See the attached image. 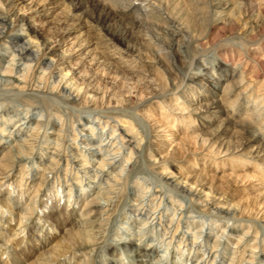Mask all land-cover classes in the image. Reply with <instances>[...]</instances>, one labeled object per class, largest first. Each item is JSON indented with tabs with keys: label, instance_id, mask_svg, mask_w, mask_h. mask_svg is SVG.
I'll return each mask as SVG.
<instances>
[{
	"label": "rangeland",
	"instance_id": "374dc122",
	"mask_svg": "<svg viewBox=\"0 0 264 264\" xmlns=\"http://www.w3.org/2000/svg\"><path fill=\"white\" fill-rule=\"evenodd\" d=\"M1 1L6 11L10 10L15 15L16 28L23 30L32 26V36L37 43L53 44L58 63L67 59V64L72 67L70 77L75 82L88 88L87 91H96L99 96L104 93L100 98L88 101L65 98L50 84L49 87L46 85L41 69L33 75L27 69L16 74L24 81L29 79L25 88L15 83L4 90L0 86V115L9 111L15 115L14 121L18 125L26 122V118L29 122L33 119L31 124L23 126L26 137L21 141L33 139L36 141L35 152H45L43 156L48 159L51 152L62 157L58 161L59 174L56 167L55 172L45 173L43 165L39 174L32 176L34 172L29 167L25 169L20 165L9 180L2 172L3 163L0 164V227L3 228L0 229L9 235L18 232L9 245L12 247L24 240L32 247L16 245V248L19 252L24 251L26 258L34 260L41 248L37 235L48 233L54 244L60 240L62 225H66L61 219H56L58 223L53 219L51 213L56 203L57 211L65 215L74 214L73 223L80 216H86L88 208L85 202L90 194L85 195V191L89 187L88 191L92 193L94 187L98 189L99 183L96 181L97 184L90 187L88 177L80 182L75 178L77 173L80 177L83 175L81 164L90 167L89 163L95 160L82 150L86 148L81 141L85 134L96 139L95 146L99 147V154L104 159L116 157V167L112 172L115 171L113 175L119 173L118 182L109 185L106 181L103 185L104 190L112 192L106 194L115 205L106 214L90 216L94 221L80 228L85 236L78 239H86L87 248L68 254L61 264H84L87 256L94 258V264H132L128 257V253L133 251L132 243L147 248L155 246L151 264L157 259L160 261L156 264H196L201 256L196 251L199 244H208V247L216 244L223 257L227 258L226 264L230 261L234 264H247L249 261L264 264V224H261L262 216L257 215V206L264 199V157L251 156L252 147L244 145L248 136L242 130L238 131L239 128L231 130L229 136L232 138L228 144L233 149L241 148L236 152L238 155L219 153L216 144L213 153L207 154L199 139L189 140L203 132V120L187 116L183 111L189 107L188 102L204 101L211 92L225 89L230 74H234L235 81L240 82V90L233 92L223 106L227 111L233 110L231 116L239 122L249 120L246 112L254 115L257 123L252 124L257 127V134L263 133L264 136V0L248 1L249 8H246H252L251 16L243 19L240 27L224 28L211 17L205 29L196 25L193 34H180L174 40L173 48L163 42V33L173 30L153 19L156 11L151 7V0ZM207 1L212 5L215 3V0ZM103 6L111 7L115 13H124L123 18L115 14L105 15L101 11ZM124 18L132 19L127 21ZM250 24L254 30L250 29ZM122 34L126 43L118 37ZM144 41L150 46L147 47ZM126 44L135 47L126 55L131 56L128 59L136 57L144 61L134 64L136 67L132 71H144L143 79L152 77L153 82H144L136 72L124 77L122 73L116 74L109 69L107 63L116 55L113 58L107 46L125 49ZM3 59L9 61L10 57ZM8 66L7 62H0L2 71H9ZM120 69L123 70L122 67ZM222 70L223 73L227 70L229 78L222 76ZM190 75L200 77L197 85L191 83ZM193 99L195 101H191ZM237 99L238 102L234 103ZM206 115L211 118L210 113ZM221 120L216 118L212 128ZM126 124L134 128L133 134L143 139L140 153L133 154L129 161L125 160L129 151L125 149L126 145H122L117 129ZM0 139L7 145L13 141L12 137L1 135ZM181 139H185L189 150H186L185 158L176 160L169 156L168 151ZM173 140L169 148L168 144ZM47 147L48 150H44ZM189 151L193 154L188 155ZM2 154L0 151V160ZM194 163L198 164L197 171L203 174L213 190L229 197L230 205L241 201L242 209L250 210L245 214L221 215L205 204L192 201L188 195L168 188L156 175L167 169L184 176L192 171L194 167L188 166ZM239 176L247 177V180ZM33 177L36 179L31 182ZM106 199H102V203ZM155 217H161V225L152 222ZM4 221L9 226L4 225ZM232 227H238L239 231H230ZM193 242L198 245L192 247ZM15 252L14 249L12 253L8 252L9 255L6 252L0 256L1 262L14 264ZM26 258L19 262L24 263Z\"/></svg>",
	"mask_w": 264,
	"mask_h": 264
},
{
	"label": "bare ground",
	"instance_id": "6f19581e",
	"mask_svg": "<svg viewBox=\"0 0 264 264\" xmlns=\"http://www.w3.org/2000/svg\"><path fill=\"white\" fill-rule=\"evenodd\" d=\"M151 1H153L151 3V7H152L153 11H156L153 14V16H154L153 19H156L158 22L168 25V27H171L173 30L170 33L168 31L163 33L164 34L163 42L165 41L168 44L169 48L174 47V44H176L174 40L178 36H180V34H182V33L186 34L187 32L191 34L193 31L196 32L195 31V29H197V28H195L196 25H200L202 27V29L203 28L205 29V27H207L206 24L211 19V17H214L213 20L215 23H217L218 25H223L224 28H226V27H228L230 29L238 28V27H240L239 24H242L243 19L251 16V9H252V8L248 9L249 8V5H248L249 0H215V3L213 5H212V2L209 3L207 0H151ZM93 4L95 5V2ZM73 5H75V4H73ZM95 6L97 7V5H95ZM100 6H102V5L100 4ZM247 6H248V8H246ZM81 7H83V5ZM92 7H93V5H92ZM7 8H8V6H7ZM110 8H106V6H103L101 11L103 10L102 12L105 15H108L109 17L115 14L116 17H122L123 18L124 13H121L120 11L119 12L117 11L115 13L114 12L115 10H110ZM72 10H74V9L72 8ZM9 11H6V9L2 5V1L0 0V49H1L0 62L1 63L7 62L9 65L8 66L9 71L0 70V86H2L3 90L5 87L9 86V84L12 85L14 83L16 84V86H19L20 88H25V86H27L29 83L28 82L29 79L24 81V79L17 77L16 74H20L21 72L25 71V69H27L28 71H31L29 74L32 73V75H33V73H35L41 69V73L43 74L42 78L45 79L46 85L49 87V84H50L52 86V89H54L55 91L60 92L62 94L60 96H63L65 98H71V99L73 98L75 100H79L80 98H84L86 101L97 99V98H100L101 96H103L104 93L99 96L96 91H92V89L87 91L86 89H88V88L85 89V88H83L81 83L78 84L77 82H75L73 77L72 78L70 77L72 67H70L69 64H67V61H66L67 59L65 60V62L58 63L59 59L55 58V56H54L56 49L53 46V44H51V43H43V44L37 43L33 39V36H32V34L34 33L32 26H30L29 28H24L23 30L22 29L19 30L20 28L18 29V26L16 28L15 15L11 14ZM73 13H74V11L72 12V15H73ZM74 16H76V15L74 14L72 17H74ZM124 19L127 21L128 20L131 21L132 18H130V19L124 18ZM133 20H134V18H133ZM262 22H263V20H262ZM124 24H122V25H124ZM250 25H249V28H250ZM125 26H127V24ZM129 27L130 26L128 25L127 28H129ZM174 27H175V31H174ZM193 28H195V29H193ZM250 29L254 30V26L251 25ZM134 36H136V35H134ZM118 37L120 38L121 41H124V43H126L125 42L126 37L124 34H122ZM192 39H193V37H192ZM145 41H147V40H145ZM190 41H192V40H190ZM95 44H96V42H95ZM109 45L112 47V44H109ZM156 45H158V44H155V46ZM108 46H107V48H110L109 50L111 52L112 57L114 55L118 56V57L115 56V58L113 57L114 59H112L111 62L107 63L109 69H111L112 72H115L116 74L122 73L124 75V77L129 76V73L134 74L136 72L137 74H140V77H142V78H140V77L139 78L143 79V75L145 76L144 71H142V70L141 71H135V69L132 71V69L134 67H136L134 64H137V63L140 64L141 62H144V61H142V59L136 58V57L132 58V59H128L131 56H126L127 54H130V52L132 53L134 51V49H135L134 46H132V45L130 46V45L126 44L127 49L126 48L124 49L122 47L121 48L118 47V48L113 49V48L108 47ZM146 46L149 47L150 45L148 46L146 43ZM153 48H154V46H153ZM125 50L127 51V53H125L126 52ZM148 51H149V49H148ZM5 56L10 57L9 61H4L3 58ZM102 62L103 63L106 62V58ZM120 67H122L123 70L120 69ZM222 74H223L222 76L226 77V78L229 76L227 70H224V73L222 70ZM198 78H200L198 75L197 76L196 75H190V77H189L191 83H193L194 85H197V83L199 82V81H197ZM93 80L95 81V78ZM143 80H144V82L146 81L149 84V83L153 82L154 79L152 77H150V78L146 77ZM229 80L230 81L228 82V84L226 83L228 85L226 87L227 89L225 88L221 91L219 90L216 92H211L209 94L210 97L204 98L203 99L204 101L198 100L197 103L188 102L189 107L184 109L183 111H185V113L188 114L187 116H190V117L192 116V117H196L197 119L199 118V119L203 120L202 125H203V129H204L203 132L199 133L197 137L195 136L194 138H190L189 140L190 141H192V140L198 141V139H199L201 141V147L204 148L203 149L204 151L208 152L207 154L213 153L214 145L216 144L217 147L219 148V153H225L227 155H230V154H237L238 155V153H236V152L240 151L241 148L237 147V148L233 149L231 147H228V144L230 142V139L232 138L231 137L232 135L229 136V134L232 132L231 130L234 128H239L238 131L242 130L244 132V134L246 136H248L244 145L246 144V145L252 147L251 148L252 150L249 152V153H251V156H253L254 158L264 157V136H263V133H261V135L260 134L258 135L257 131H256L257 127H255L254 124H252L254 122L257 123L255 121L256 120L255 116L250 115L246 112V116L248 117L249 120L247 122H245L246 120H242L239 122L237 120H234L235 117L231 116L233 110L229 109L227 111V109H225V107L223 106V104L225 102L229 101V99H230L229 96L233 92L240 90L239 89L240 88V82L235 81V75L234 74H230ZM97 83L99 84V81H97ZM157 84L158 83H156V85ZM39 87H38V89H39ZM0 90H1V88H0ZM205 95H208V94H205ZM205 95H203V96L205 97ZM196 98H197V96H196ZM191 101H195V99H193ZM237 102H238V99L234 103H237ZM206 113H210L211 118H210V116H207ZM14 116L15 115L10 114L9 111L6 113V115H4V113H1V115H0V117H1L0 135L2 137H7V138L12 137V139H13V137L14 138L16 137L15 139H13L12 143H10L11 145L10 144L7 145L6 142L3 143L2 142L3 140L0 139V151L3 153L2 154L3 156L0 160L1 161L0 164L3 163L2 166H4V168H3V171H2V169H1V171L5 175V178L8 180L11 179L10 177L14 175V173L18 169L17 167L20 165H24L25 169H27V167H29L30 171L32 170L34 172V173H32V176H36L37 174H39V172L41 171L40 167L43 165L44 166L42 168L45 171V173L51 174V173L55 172L54 167H56V169L58 170L57 173L59 174L60 173V169H59L60 164H58V161L62 160L61 155H59V153L57 155V153L55 154V153L51 152V158L48 159L47 157L43 156V154L45 152H40V151H39V153L35 152L34 149L36 147L35 146L36 141H34L33 139L27 140V138L25 140L21 141V138L23 139V137H26V136H24L26 133V131H25L26 128L23 130V126H25L26 123L31 124L33 119H31L29 122L27 120L28 118H26V119H24L26 122L22 123L21 125H18L19 123H16L14 121ZM26 116H27V114H26ZM218 117L222 120L220 121V123L217 126H214V128H212L213 127L212 123H214V121L216 122V118H218ZM12 122H13V124H12ZM159 122H160V120L158 119V123ZM191 122L192 121H190L189 123H191ZM115 127L117 128V125ZM117 129L120 131L119 139H121L120 141H121L122 145H124V146L126 145L125 149L129 151V153H128L129 155L125 158V160L129 161L133 154L136 155L137 153H140L141 142L143 141V139L138 138L136 136L138 134H133L134 128L132 129V127L131 128L128 127L127 124L125 126L118 127ZM33 134H35V133H33ZM172 135L175 138V134L173 133ZM49 138H51V137H49ZM95 140L96 139L94 137L87 136V135L83 134L81 141L83 143H85L86 148H82V150L85 151L84 153H86V155L90 153V156L92 155L93 157H95V160L93 161L94 163H92V161L89 163L90 167H86L84 165V163L81 164L80 167L83 170L81 173H83V175H81V177H80V175L77 173L76 174L77 176L75 177V178H77V182H80V180L88 177V179H90V183H91L90 187L92 186V184H95L96 181H97V183H99L98 189H97V187L96 188L94 187L95 189L93 188L92 193H89V191H88L89 187L85 191V195L90 194L88 196L89 199L87 200V202H85V207L88 208V211H86V216H84V215L80 216L78 219H75V221L73 223V222H71V220L74 217V214L71 213L70 215H65L62 213V211H60V212L57 211V203H56L54 210H52L53 212L51 213V214H53V219L55 220V222H57L58 220L60 221V219H61V221L65 222L66 225H62V227L60 229L61 231L59 234L60 240H58L54 244L51 242L52 236H49L48 233L45 236L44 235H37L38 242H39L41 248L37 254V257L34 260H29L28 256L26 258V255H24V251L19 252L18 249L16 248L17 247L16 245H23L24 247L27 246V247H29V249L32 247V246H28L26 243H24V240H21L20 242L16 243L12 247L9 245L11 238H13V236L17 237L18 232L14 231L13 234L9 235V234L1 231V229H3V228L0 227L1 228L0 229V256H3L6 252H7V254H8V252L12 253L15 249L16 252H15L14 258H13L14 260H12V262L14 264H61V260L65 256H67L68 254H73V252L87 248L88 244H87L86 239L82 240V241L78 240L80 236L82 238L85 236L83 233L84 230L82 231L80 228H82L85 225H88L89 223H91V221H94V219L90 216H92V215L98 216V215H101L102 213L106 214L107 212H109L110 208L115 205V202L113 203V201H111L112 198L108 197V195L106 194V193H112V192L104 190L106 188H103V185L106 181H107V184H109V185L112 184L113 182L116 183V181L118 180V177H119V173L113 175V173H115V171L112 172V170L115 169V167H116V166H114L117 162L116 157L110 158L108 160L104 159L103 156L100 155L101 153L99 154V147L95 146ZM184 140L181 139L180 143L174 145L173 148H171L170 151H168V153L170 154L169 155L170 157H172L173 159H176V160H180V159L182 160L183 158L186 157V155H187L186 152H188L186 150H189V149L186 148V147H188V144L186 142H184ZM172 142L174 143V140L168 144L169 148L172 146V144H173ZM236 146H237V144H236ZM43 149L44 148H42V150ZM101 149H100V151H101ZM44 150H48V147ZM214 153L216 154V152H214ZM192 154L193 153H191L189 151L188 155H192ZM55 157L57 159L58 158L59 159L57 160ZM36 162L38 163V165H36V166L34 165L35 166L34 167L32 164H36ZM74 163L75 162H73V165H74ZM194 164H191L190 166H188V168H191V169L193 167L194 168L192 169L191 172L184 174V176H179L178 174H175L172 171H168L167 169H166V171H161L159 173H156V175L159 178V180L163 181V183L167 187L169 186V187L177 190L178 192L182 193L183 195L184 194L188 195V197L192 201H197L199 203L205 204V206H209V208H212L215 211L217 210V212L221 215L225 214V215L229 216L233 212H240V213H244V214L246 213V211L248 209H242V206L240 205L241 201H238L237 203H232L230 205L229 197H227L223 194L217 193V191L215 189L213 190V187L210 186V183L207 181V179L203 177V174H201L200 172L197 171L198 168L196 166L198 164H195V165ZM81 169H80V171H81ZM239 177L240 178L242 177V180L243 179L247 180V177H244V176H239ZM35 179L36 178L33 177L31 182L35 181ZM257 184H259V183H257ZM233 189H235V188H233ZM104 192H105V194H104ZM100 195H102V196H100ZM105 195H107L106 196L107 199H106L105 203H102V199L106 198V197H104ZM238 196L239 195H237L236 197H238ZM77 198H79V196ZM257 207H258L257 209L259 210L257 215L262 216L263 219H262L261 224H264V210H263L264 209V199L261 200L260 204ZM253 211H254V209H253ZM56 219H57V221H56ZM152 222H154V223L156 222L157 224L159 223L158 225H161V217L153 218ZM154 223H152V224L154 225ZM3 224L4 225L7 224L9 226V224L6 221H4ZM230 231H232V232L233 231H239V229H238V227H232L230 229ZM57 232H59V230ZM176 233H177V231H176ZM28 242L31 243L32 241L29 239ZM217 242L219 243V241H217ZM132 244H133L132 245L133 251H131V252L128 251L129 252L128 257H129V259H131L132 264H151L150 263L151 259L154 256V253L156 251L155 246L153 248L151 246H150V248H147V247H143L142 244H139V245H136L134 243H132ZM191 245H192V247H195L196 245H198V243L193 242ZM22 248L20 250H22ZM196 251H198L197 253L201 255L200 259L198 260V262L196 264H226L227 258L223 257L222 253L218 250V247H216V244L213 245L212 247H208V244H206V245H204V244L200 245L199 244L196 247ZM22 256H24V257L22 258ZM25 258H26V261H24V263L19 262L20 260L25 259ZM86 258L84 259L85 260L84 264H94V262H95L94 258L91 259V258H89V256H87ZM27 259L29 261H27ZM159 261L157 259L154 264L158 263ZM227 262H228V260H227ZM0 264H9V262L3 263L0 260ZM152 264H153V262H152ZM229 264H234V261H230ZM247 264H253V263H252V261H249Z\"/></svg>",
	"mask_w": 264,
	"mask_h": 264
}]
</instances>
